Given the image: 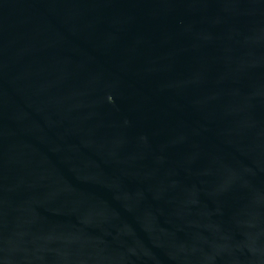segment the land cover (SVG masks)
Masks as SVG:
<instances>
[{"label": "water", "instance_id": "1", "mask_svg": "<svg viewBox=\"0 0 264 264\" xmlns=\"http://www.w3.org/2000/svg\"><path fill=\"white\" fill-rule=\"evenodd\" d=\"M0 264H264V0H0Z\"/></svg>", "mask_w": 264, "mask_h": 264}]
</instances>
